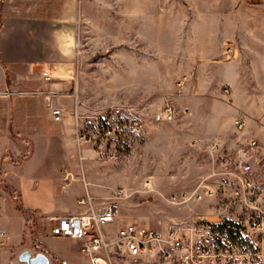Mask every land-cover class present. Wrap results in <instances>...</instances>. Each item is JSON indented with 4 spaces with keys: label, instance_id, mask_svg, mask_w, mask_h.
Instances as JSON below:
<instances>
[{
    "label": "rangeland",
    "instance_id": "374dc122",
    "mask_svg": "<svg viewBox=\"0 0 264 264\" xmlns=\"http://www.w3.org/2000/svg\"><path fill=\"white\" fill-rule=\"evenodd\" d=\"M74 1L71 28L60 30L72 37L73 49L64 62L67 71L55 79L67 80L68 90L53 92L37 74L17 75L0 60V97L11 100L9 130L0 135V248H9L18 261L29 251L44 253L49 264H67L62 257L87 264L72 239L52 236L57 221L38 203L56 214L65 205L77 207L76 197L86 196L84 179L95 203L126 190L118 224L152 227L213 212L210 200L182 203L171 196L193 190L217 171L248 161L264 184V0ZM48 92L71 96L63 99L71 135L64 134V121L51 118ZM238 101H249L257 114L245 131L234 128ZM76 106L86 121L120 108L139 115L143 129L112 143L113 157H100L93 142L77 138ZM223 158L227 168H220ZM67 171L82 177L80 187L60 179L57 191L38 193L44 181Z\"/></svg>",
    "mask_w": 264,
    "mask_h": 264
},
{
    "label": "built area",
    "instance_id": "2783aa9c",
    "mask_svg": "<svg viewBox=\"0 0 264 264\" xmlns=\"http://www.w3.org/2000/svg\"><path fill=\"white\" fill-rule=\"evenodd\" d=\"M42 77L53 78L47 71ZM50 113L61 122L67 110L56 105ZM165 113L167 119L173 118L170 105ZM74 117L78 140L93 142L100 157H113L112 143L143 129L139 115L124 114L120 108L105 110L86 121L76 106ZM234 125L242 131L246 121L236 119ZM213 148L218 150L219 146ZM228 165L223 158L220 168ZM65 179L74 180V176L67 173ZM127 196L125 189H119L95 203V198L87 194L78 202L85 211L52 218L57 221L52 236L79 240L88 264H264V184L248 161L234 170L217 171L191 191L173 194V202L200 204L210 200L214 204L213 212L196 213L188 220L171 219L160 227L128 220L118 224Z\"/></svg>",
    "mask_w": 264,
    "mask_h": 264
},
{
    "label": "crops",
    "instance_id": "0c3cea01",
    "mask_svg": "<svg viewBox=\"0 0 264 264\" xmlns=\"http://www.w3.org/2000/svg\"><path fill=\"white\" fill-rule=\"evenodd\" d=\"M76 8L77 4L74 0H6L1 10L3 24L0 30V60L5 66L10 68V71L17 75L26 76L27 74H37L46 87L50 84L53 86V92H55L54 89L58 90V87H61L60 90H68V84L66 83L67 80H64L66 82L63 83L62 81L56 82L55 79L61 78L60 72L67 71L68 68L65 67L64 62H66L67 57L71 56L73 43H70V41L72 40V37L70 38V35H62V31L60 30L62 28H71L69 24L73 22V12ZM56 31H59L60 34L58 38L55 37ZM20 34L21 36L24 34L22 38H19ZM30 36L36 38V42H34L33 45L28 42ZM12 45H14V48ZM7 47H12L13 53L7 52ZM46 71L50 72L53 78L50 80H44L42 74ZM69 72H71V69ZM62 85H66V88H62ZM56 94H58L57 98L50 96V93H46L44 98L51 104V106L61 105L67 110L63 99H69L71 96L62 95L60 93ZM237 104L239 105V108L236 109L237 116L234 118V121L236 119L245 120L247 128L248 122L251 118H254L257 115L252 114L250 111V107L254 108V106L249 101H246V103L245 101H238ZM10 112V98L0 97V135H6L9 130L11 119ZM258 112L260 114L262 113V110L259 107ZM51 118L53 119L52 115ZM230 120L231 118L229 121ZM63 121L64 125L62 128L64 134L71 135L74 132L73 126L70 127L68 125L66 118H64ZM262 122H264V118ZM228 123L229 122H226V125ZM234 128L238 131L235 126ZM257 129L258 133H260L259 135H261V133L263 134V130L259 129V127ZM67 173L72 172L67 171L62 178H56L57 176L48 178L49 180L42 183V188L39 189L38 193L42 195V191L48 190V188L57 191L55 188L56 182L58 183L60 179H65L64 177ZM73 176L77 183V187H80V181H83L82 177H79L78 175L75 177L74 174ZM84 187L86 189V195L89 194L90 196H93L90 194V185L85 179ZM84 197L85 196L78 195L76 197L77 207L65 205L64 209L58 214L52 213L48 208H44L42 206V201L38 203L44 213L52 215L53 218H59L67 215L79 214L85 211L84 207L78 204L79 200ZM73 242L80 250L81 242L79 240H73ZM45 243L47 250L51 251L47 245L46 239ZM0 250V256L5 259V264H22L20 261L11 257L12 254L9 248H0ZM62 258L68 264L69 261L65 257Z\"/></svg>",
    "mask_w": 264,
    "mask_h": 264
},
{
    "label": "water",
    "instance_id": "95a60500",
    "mask_svg": "<svg viewBox=\"0 0 264 264\" xmlns=\"http://www.w3.org/2000/svg\"><path fill=\"white\" fill-rule=\"evenodd\" d=\"M20 262L24 264H49L50 260L44 253H38L35 256L29 251H24L19 256Z\"/></svg>",
    "mask_w": 264,
    "mask_h": 264
}]
</instances>
